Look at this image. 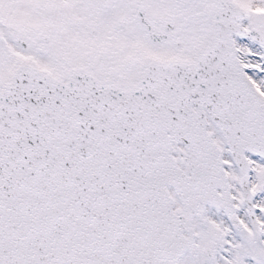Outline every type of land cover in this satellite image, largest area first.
Instances as JSON below:
<instances>
[{
    "label": "snow or ice",
    "instance_id": "6c2138e0",
    "mask_svg": "<svg viewBox=\"0 0 264 264\" xmlns=\"http://www.w3.org/2000/svg\"><path fill=\"white\" fill-rule=\"evenodd\" d=\"M0 264H264V0H0Z\"/></svg>",
    "mask_w": 264,
    "mask_h": 264
}]
</instances>
